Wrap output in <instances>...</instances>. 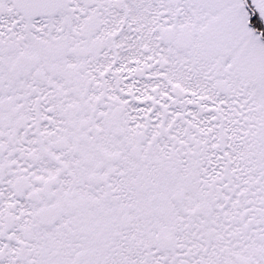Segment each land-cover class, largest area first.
<instances>
[{
	"label": "snow or ice",
	"instance_id": "1",
	"mask_svg": "<svg viewBox=\"0 0 264 264\" xmlns=\"http://www.w3.org/2000/svg\"><path fill=\"white\" fill-rule=\"evenodd\" d=\"M0 264H264V0H0Z\"/></svg>",
	"mask_w": 264,
	"mask_h": 264
}]
</instances>
